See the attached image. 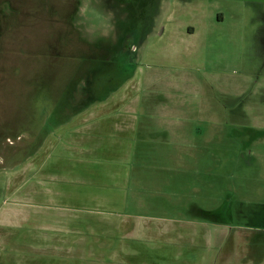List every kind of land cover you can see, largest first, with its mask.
<instances>
[{
  "label": "rangeland",
  "instance_id": "1",
  "mask_svg": "<svg viewBox=\"0 0 264 264\" xmlns=\"http://www.w3.org/2000/svg\"><path fill=\"white\" fill-rule=\"evenodd\" d=\"M36 2L21 8L18 20L10 17L3 23L7 28L0 55V203L8 185L25 193L22 198L9 195L18 204L45 202L43 191L32 192L41 187L45 173L50 175L49 192L61 190L65 196L54 193L43 209L41 216L53 218L52 226L21 223L27 219L26 210L8 203L0 221L14 218L18 226L0 225V234L29 236L35 229H62L64 238L70 235L72 255L69 261H62L66 256L57 260L59 251L52 264H93L96 258L79 249L74 234L119 235L138 223L156 228L173 219L206 220L197 209L212 210L210 218H262L264 224V192H255L264 190V141L257 138L259 131L264 135V64L256 59V65L245 66L227 61L238 57L233 51L238 53L239 34L231 32L236 21L206 23V18L192 16L173 0L160 1L159 16L142 44L131 39L137 50L123 72L131 76L96 101L79 92L71 99L64 90L76 76L77 60H53L49 53L61 52L63 37H69L65 47L73 57L89 53L86 45L80 46L83 38L118 41L122 26L142 29V10L124 8L120 0H82L61 14L54 11L48 24L31 21L30 14L36 17L38 11ZM65 10L79 11L76 27L82 36L64 18ZM188 26L194 32L189 33ZM112 29L118 38L107 35ZM90 61L92 67L85 68L98 69L99 75L107 68ZM81 83L84 80L78 86ZM84 103L90 106L84 108ZM53 108L65 116L57 124ZM82 108L88 112L79 115ZM244 118L250 129L243 128ZM77 125L83 126L79 136L75 131L69 135ZM110 190L121 191L113 196L116 192L109 194ZM116 222L121 230L110 229ZM90 239L87 235L83 241L85 248ZM107 241L99 238L96 243L104 246ZM15 247L28 252L30 244L21 240ZM106 258L101 256L98 263H108Z\"/></svg>",
  "mask_w": 264,
  "mask_h": 264
},
{
  "label": "crops",
  "instance_id": "2",
  "mask_svg": "<svg viewBox=\"0 0 264 264\" xmlns=\"http://www.w3.org/2000/svg\"><path fill=\"white\" fill-rule=\"evenodd\" d=\"M173 3L179 8H188L192 16L206 18V23L213 21L221 23L226 22V19L236 21L237 25H234L231 32H238L239 34V44L236 46L238 53L233 51L234 54H238V57L235 59L227 58V61L232 59L233 63L245 66L256 65L252 60L256 59L259 64H264V61L260 62L261 58H264L262 56L264 54V0H173ZM187 31L189 33L194 32V28L188 26ZM248 72H252V70L249 69ZM250 94L253 95V92ZM87 112L84 108L77 111L79 115ZM242 126L244 129H250L252 125L245 123L244 118ZM81 127L83 126L77 125L76 129H69V135L75 131L74 135L76 136L77 133L79 136L78 130ZM259 129L261 130V128ZM261 134L259 131L257 138L262 143L264 135ZM46 177L50 179V175L45 173L41 180V187L35 186L36 189L33 188L32 192L43 191L47 203L42 199L40 204L24 201L18 204L12 197L20 196L22 198L25 193L20 194L17 188L14 189L8 185L3 191L7 195L1 200L0 212L10 207L8 203H17L13 204L12 207L25 209L27 214V219L21 220V223L29 220L30 224L34 226L36 224L52 226L53 218L48 220L41 216L43 209L45 205L51 204L54 193H57L61 199H64L65 194L61 190L49 192L46 186ZM260 190L264 192L262 188L256 189L255 192ZM120 191L110 190L109 194L116 192L113 194L115 196ZM49 196L51 200H49ZM197 210L198 213L200 212L205 216L206 220L173 219V223L156 228L144 227L145 225L142 223H133L130 232L119 233V235L111 232L107 236V231H100L89 234L79 233L78 235L74 234V236L79 249L83 250L86 256L96 258L93 264H102L98 263L101 256L107 257L104 261L108 263L103 264H264V224L262 218H258V220H232L229 219L230 217L223 216L210 218L212 217V210ZM34 220H36L35 223H33ZM164 220L170 222L172 219L165 217ZM58 221L63 222L62 219H58ZM0 225L16 227L18 222L13 218L5 220V222L0 221ZM120 225L116 222L110 226V229L121 230V228H117ZM43 231V228L41 231L31 230L29 236L14 233L0 234V264H52L54 254L59 251L56 256L57 260L66 256L67 260L60 259L69 261L68 258L72 255L70 235L68 234V238L67 236L64 238L62 229L53 230L52 228L49 232ZM87 235L92 236L93 239H90L91 243L85 248L83 241ZM97 235L99 236L95 239ZM99 238L109 239L110 241L107 242L111 244L107 245L106 242L102 246L96 243ZM21 240L30 244L28 252L15 247ZM83 244L84 247H82ZM65 248L68 249L67 252L64 251ZM101 249L104 252H101Z\"/></svg>",
  "mask_w": 264,
  "mask_h": 264
},
{
  "label": "flooded vegetation",
  "instance_id": "3",
  "mask_svg": "<svg viewBox=\"0 0 264 264\" xmlns=\"http://www.w3.org/2000/svg\"><path fill=\"white\" fill-rule=\"evenodd\" d=\"M36 1L37 2L33 4L36 6V9L38 11H35L36 17L33 14V12L30 14L31 21H34V20L43 21L44 20L48 24H49V21L53 20V15H56L54 11L61 14L62 13L61 10H64L65 8H68L70 6H75V2L77 1L79 2V4L77 5H80V2H82V0H56L59 3H55L54 2L55 0H36ZM115 1L117 2V0ZM120 1L123 2L122 7H124L125 5L124 8H127V9L131 8L137 11L142 10V13L140 14H141V20H142L141 24L143 27L141 30H136L135 28H133L134 26L133 24H126L124 27L122 26V30H118L119 33L122 32L120 36L118 35L120 37L118 41L112 40L111 38L109 39L105 38L108 42L106 41L104 43H101L100 40L102 41L103 39L101 38V36L97 37V39L96 37H93L91 41H85L83 38L80 46L83 47L86 45L89 48V53L86 54V52H83L82 54H77L74 57L69 54L70 50L68 49V47H65L67 44L66 41L68 42L69 37H66V38L63 37L61 38V40H63V43H65V45L63 46V43L59 44L60 48H62L63 46V48L61 49V52L59 53L60 49H58L57 55H54L53 51L49 53L51 56H53V60L59 59V58H66V57L72 58L73 60H77L73 62L76 63L77 65L75 67L77 68L76 76L74 75V77H77V76L78 77L77 78L73 77V79L70 78L72 80L69 79L67 86L64 90V94L69 95L71 99H73L72 95L74 92H79V94L82 95V97L89 96L91 94L90 96H93L94 97L93 100L96 101V98H98L99 96L105 97L108 94V92H111L112 90H114L116 88L115 86L117 85L119 81L125 80L127 77L131 76L130 74L123 73L125 72L124 64H127L129 61L131 63L132 61L131 55L137 50V44L132 42L131 39L139 40L138 42L139 45L142 44L141 42L143 41L142 39L144 38V36H147L148 33L151 32V30L153 29L155 25V20H156V17L159 16L158 11H159L161 2L163 0H120ZM29 2H31V0H0V51L2 47L1 37H3L4 31L7 28L3 23H5V21L9 19L10 17H14L15 19L18 20L19 15H20V9L26 7V4H28ZM131 4L133 5V8L131 7ZM63 12H65L64 18H66V21L68 23L72 22L73 28L76 29V30L74 29L73 30L80 33L82 36V31H81L82 29H80V27H76L78 26L76 24L77 23L76 17L79 16L78 14L79 11L77 12L76 10L75 14L73 13L70 14L71 10L70 12L67 10ZM70 19L72 21H70ZM135 20H137L136 14H135ZM116 31L117 30L112 29L109 33H107V35L114 34L117 36V34L115 33ZM67 32L69 31L67 30ZM98 35H102V34L98 33ZM80 46L78 44V47H79L78 49L81 48ZM3 51L0 52L1 56L4 53ZM102 51L104 52L109 51V53L107 55H103ZM61 53L63 55H61ZM50 55H48L49 58H51ZM104 58L106 60H104ZM85 60L89 61L86 65H84ZM90 60H95L101 63V66L102 65L103 67L107 66V68L103 71L101 69L103 73L101 72L100 75L97 74L98 69H91V70L86 69V68H91L93 65V63ZM83 69L85 70L82 71ZM83 80H84V83L83 84L81 83L78 86L79 82ZM86 80H88L87 81L88 87L85 83ZM102 88H105V91H103V93L100 94ZM83 102L81 101V103ZM87 106H90V104L84 103L83 107L86 108ZM54 108H56V106H54ZM54 108L51 112L57 124L63 119H65V116L62 115L64 114V113H61L62 111L57 112L54 110ZM61 110H64V112L67 113L65 110H68V109L62 108ZM54 112L59 113V114L54 115L53 114ZM45 133L46 132L44 131L43 134Z\"/></svg>",
  "mask_w": 264,
  "mask_h": 264
},
{
  "label": "water",
  "instance_id": "4",
  "mask_svg": "<svg viewBox=\"0 0 264 264\" xmlns=\"http://www.w3.org/2000/svg\"><path fill=\"white\" fill-rule=\"evenodd\" d=\"M19 162H20V161H19ZM19 162H18V163H19Z\"/></svg>",
  "mask_w": 264,
  "mask_h": 264
}]
</instances>
